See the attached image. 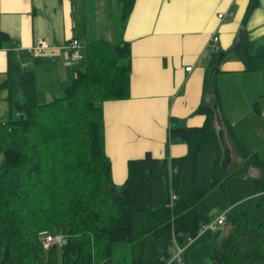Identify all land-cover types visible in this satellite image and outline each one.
I'll return each mask as SVG.
<instances>
[{
    "label": "trees",
    "instance_id": "16d2710c",
    "mask_svg": "<svg viewBox=\"0 0 264 264\" xmlns=\"http://www.w3.org/2000/svg\"><path fill=\"white\" fill-rule=\"evenodd\" d=\"M135 2L117 0L123 25ZM259 5L260 0H250L244 29L225 53L242 61L247 71L262 73L264 96V38H252L245 26ZM8 39L0 31L2 45ZM225 57L211 51L204 98L196 110L205 115L204 123L188 126L170 117V139L185 143L187 153L130 159L127 179L117 186L105 147L103 103L131 96L130 43L104 38L85 42L83 58L72 65V79L45 101L39 100L35 71L41 57L28 49H9L6 76L0 81V95L6 91L8 103V118L0 119V264H116L113 246L120 241L130 243L127 264H179L176 245L188 247L189 238L197 237L211 219L198 208L209 190L226 192L231 176L257 168L255 187L264 192V158L235 135L221 113L218 86L210 81L211 73L222 71ZM210 94L215 101L208 100ZM215 106L232 141V156L241 158L232 159L228 170L221 166ZM254 109L260 112L259 99ZM209 142L217 157L206 189L198 184L197 169L199 152ZM225 226L227 233L210 264L264 259V219L252 227L248 212L234 206ZM43 232L62 235L66 242L46 245ZM187 247L182 259L191 264Z\"/></svg>",
    "mask_w": 264,
    "mask_h": 264
},
{
    "label": "crops",
    "instance_id": "0c3cea01",
    "mask_svg": "<svg viewBox=\"0 0 264 264\" xmlns=\"http://www.w3.org/2000/svg\"><path fill=\"white\" fill-rule=\"evenodd\" d=\"M92 1L97 9L90 17L85 11L87 0H81L80 29V21L75 16L76 0H0V31L9 35L3 45L0 42V81L6 76L9 49L30 50L40 39H45L52 48L34 52L42 59L35 71L39 100H50L62 92L65 81L72 79L73 63L65 47L71 38L77 37L83 43L98 38L128 41L132 53L131 96L103 103L106 152L112 161L113 182L121 186L127 179L130 159L142 158L147 153L157 158L187 153L185 143L170 139V117H177L188 126L204 123L205 115L196 110L204 98L206 77L208 79L212 51L209 42L219 36L218 51L230 50L243 27L250 0H136L120 33L114 20L101 15L103 7L113 1ZM98 21L100 27L93 26ZM245 26L252 38H264V0H260V5L249 15ZM225 56L220 65L222 71L216 73L218 90L222 82L219 78L226 77L248 78L251 84H247V88L261 89L262 77H249L250 71L242 61L231 53ZM25 64H29V58ZM241 86L239 83L237 87ZM6 95L3 91L0 96L5 99ZM213 98L211 94L208 96L209 101ZM237 135L249 146L248 140ZM227 138L232 148L228 134ZM207 144L199 152L197 169L198 184L204 188L211 179L216 154L215 148ZM233 157L241 162L239 156L233 154ZM257 173V168H251L248 175L234 176L254 177ZM241 182H247V186L232 205L236 203L249 212L254 200L264 202V192H258L249 180ZM225 227L219 233L226 234ZM221 239L215 245L208 243L210 255ZM207 258L202 264H206ZM261 263L264 264V259Z\"/></svg>",
    "mask_w": 264,
    "mask_h": 264
},
{
    "label": "rangeland",
    "instance_id": "374dc122",
    "mask_svg": "<svg viewBox=\"0 0 264 264\" xmlns=\"http://www.w3.org/2000/svg\"><path fill=\"white\" fill-rule=\"evenodd\" d=\"M106 6L103 7L101 15H104L108 19L114 20L116 26L118 27V33L122 30V22L120 20V5L117 3V0H111ZM76 19L80 22L81 29V19L82 13L81 9V0H76ZM96 6L92 0H87V7L85 11L90 14V17H93L96 13ZM100 15V14H98ZM93 26L100 27L99 21L94 23ZM255 37L257 33L253 34ZM85 38V37H84ZM86 40V38H85ZM262 40V39H260ZM49 43V42H48ZM212 50V49H211ZM32 51V50H31ZM232 54V53H231ZM233 55V54H232ZM234 56V55H233ZM235 57V56H234ZM249 77H262L261 72H250ZM215 74L212 73L210 81L211 83L215 81ZM220 83V100H221V113H223L226 118L228 117L230 125L234 129L235 135L239 134L242 138L249 141V148L252 151H257L261 157L264 158V96L261 95L263 92V85L261 89L252 90L247 88V84H251V80L248 78H229L226 77L224 80L219 78ZM246 82V83H244ZM263 82V77H262ZM241 83V87H237ZM263 84V83H262ZM260 95V96H259ZM213 97V95H212ZM0 96V119L6 120L8 118V103L7 98L3 99ZM259 99L261 103L260 112L254 110V101ZM212 101H215L213 99ZM222 114V115H223ZM223 115V116H224ZM238 136V135H237ZM207 145H211L215 148L214 144L209 142ZM216 154L214 155L213 165L217 157V150L215 148ZM235 158L233 157V160ZM4 160V155L0 154V165ZM251 179V180H250ZM243 180L250 181L251 185H255L254 177L248 176L246 178H239L236 176L230 177L227 185L226 192L221 188H214L210 190L206 196L199 202L198 208L201 214L211 215V218L218 216L224 213L227 209L236 206V202L241 194L243 188L247 186V182H241ZM211 179L206 187H210ZM205 187V188H206ZM208 187V188H209ZM204 188V187H202ZM261 200H254L253 209L248 212V218L250 219V225L252 227L258 226V224L264 219V202L260 203ZM263 204V205H262ZM260 205L258 208L257 206ZM230 206V207H229ZM263 218V219H262ZM225 230H227L225 228ZM225 232H213L206 231L200 236L197 240L190 244L186 249V254L189 257L191 264H202V260L205 257H208L206 260L207 263H211L210 259V245H215L217 240H220L222 235ZM197 236V237H198ZM196 237V238H197ZM195 238V240H196ZM207 242V243H206ZM205 243V244H203ZM58 246L61 247V243H58ZM114 254L113 259L116 264H127V260L130 256V243L126 241L116 242L113 246ZM214 253V251H213ZM212 253V254H213ZM175 256V255H174ZM250 262V263H249ZM248 264H262L261 260H249Z\"/></svg>",
    "mask_w": 264,
    "mask_h": 264
},
{
    "label": "built area",
    "instance_id": "2783aa9c",
    "mask_svg": "<svg viewBox=\"0 0 264 264\" xmlns=\"http://www.w3.org/2000/svg\"><path fill=\"white\" fill-rule=\"evenodd\" d=\"M223 14H220L222 16ZM219 42V36H214L211 41L209 42V47L210 49H217V44ZM65 47L67 48L70 56V60L73 64H77L81 59L83 58L84 55V43L77 37L71 38L66 44ZM52 46L48 41L45 39H40L39 44L31 48L33 52H39L44 49H50ZM188 70H191V67H187ZM230 209H227L224 213L215 216L214 218H211L208 222H205L202 224L198 231V235L200 232L210 230L213 232H219L223 229L225 223H226V218H227V212ZM196 237H190L189 238V244L193 243L195 241ZM42 239L45 241L46 245H49L51 243H65L66 239L62 235H54V234H48L46 232L42 233ZM187 246L182 247L180 245H176V254L174 258L178 261L179 264H184V261L182 259L184 250Z\"/></svg>",
    "mask_w": 264,
    "mask_h": 264
},
{
    "label": "water",
    "instance_id": "95a60500",
    "mask_svg": "<svg viewBox=\"0 0 264 264\" xmlns=\"http://www.w3.org/2000/svg\"><path fill=\"white\" fill-rule=\"evenodd\" d=\"M243 29H244V27L240 28L239 34L243 31ZM225 54L226 53L224 51H219L220 59L224 58ZM213 72H214V70H213ZM215 109H216L217 122L219 125L218 134H219V138H220V142H221V147L223 149V158H222V165L221 166L224 170H228L229 164L233 159L232 148L228 142L227 133H226V129H225L224 124H223L222 116H221L217 106H215ZM110 188L113 191L115 190L114 186H111Z\"/></svg>",
    "mask_w": 264,
    "mask_h": 264
},
{
    "label": "bare ground",
    "instance_id": "6f19581e",
    "mask_svg": "<svg viewBox=\"0 0 264 264\" xmlns=\"http://www.w3.org/2000/svg\"><path fill=\"white\" fill-rule=\"evenodd\" d=\"M219 43V42H218ZM39 44V43H38ZM37 44V45H38ZM213 50H218V44H217V49H213ZM225 52V51H224ZM188 70V69H187ZM206 231H209V230H206ZM206 231H203V232H200L199 235H201L202 233L206 232Z\"/></svg>",
    "mask_w": 264,
    "mask_h": 264
}]
</instances>
